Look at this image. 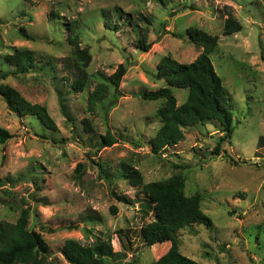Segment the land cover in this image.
Masks as SVG:
<instances>
[{
    "label": "rangeland",
    "instance_id": "obj_1",
    "mask_svg": "<svg viewBox=\"0 0 264 264\" xmlns=\"http://www.w3.org/2000/svg\"><path fill=\"white\" fill-rule=\"evenodd\" d=\"M163 3L0 0V85L46 106L56 124L51 130L34 117L19 118L0 94V128L12 135L0 144V222L15 223L30 208L29 228L50 245L49 264H69L60 252L67 240L88 245L110 240L118 256L110 264H154L169 251L171 242L145 245L140 230L155 221L154 211L144 207L142 189L123 179L126 167L139 170L147 185L181 174L185 194L201 197L213 225L180 231L184 256L200 264H264V2ZM228 12L243 27L230 36L223 24ZM71 24L81 48L92 56L82 92L71 89L78 76L68 42ZM190 27L219 37L211 60L229 92L234 123L220 156L213 155L224 134L218 121L185 129L184 141L159 154L150 143L162 126L157 111L165 100L149 102L142 96L168 86L156 77L163 58L189 64L201 54L187 34ZM21 28L35 40L22 38ZM144 35L152 43L148 52L138 48ZM18 48L36 53L31 72L17 74L7 63L6 56ZM121 64L127 73L116 88L110 77ZM5 73L10 75L2 79ZM101 83L109 93L92 113L88 97ZM171 89L177 104L185 103L189 89ZM85 120L94 134L85 131ZM108 131L116 144L100 149L99 136ZM113 192L133 204L119 202Z\"/></svg>",
    "mask_w": 264,
    "mask_h": 264
},
{
    "label": "trees",
    "instance_id": "obj_2",
    "mask_svg": "<svg viewBox=\"0 0 264 264\" xmlns=\"http://www.w3.org/2000/svg\"><path fill=\"white\" fill-rule=\"evenodd\" d=\"M162 4L163 0H160ZM264 2V0H263ZM149 23L150 20H148ZM224 24V35L230 36L242 31L240 22L228 12ZM68 42L73 49V63L77 70V78L73 81L71 89L82 92L86 87L87 68L92 56L88 49H82L80 38L75 25H68ZM190 40L201 48V54L189 64H182L170 56L163 58L158 66L157 79L164 80L167 87L149 91L142 98L150 101L164 99L165 103L159 107L157 116L161 119L162 126L156 136L151 139L152 151L159 154L168 148L178 145L185 140V129L192 128L199 123L218 121L223 127L224 134L213 150L214 156H220L222 145L229 141L234 133L232 110L229 107V92L224 87L221 77L217 74L211 55L217 49L219 37L206 31L190 27L187 29ZM20 35L25 40L34 41L25 28L20 29ZM152 43H147V36L138 39V48L144 52L150 51ZM264 61V56H262ZM7 63L16 68L17 74L31 72L35 67L36 53L29 49H15L12 54L6 56ZM127 73L124 64L119 65L110 77V83L118 88L122 78ZM10 74L5 73L2 79ZM172 87L189 89L187 100L182 105L177 104ZM109 93V86L99 84L88 97V110L95 112L96 105L103 101ZM0 94L8 105V108L19 118L30 116L38 119L45 127L56 130V124L49 114L46 106L34 104L22 96V94L9 85H0ZM68 121H72L70 114L63 111ZM85 131L94 134V128L89 120L84 121ZM12 135L0 128V144H5ZM116 144V139L111 132L99 136L98 147L106 148ZM228 160L230 157L228 156ZM231 162H233L231 160ZM237 163V162H233ZM79 164L77 169H81ZM123 179L133 187L142 189L147 198L144 207L154 211L155 221L146 223L141 230L142 239L147 247L157 246L165 242H171L169 251L154 264H200L184 256L180 250L179 233L185 228L194 226L211 227L212 219L203 212L201 197L196 194H185L186 178L177 174L167 180L144 184L139 170L126 167L122 171ZM2 185L0 181V193ZM113 196L119 202L133 204L126 195L113 192ZM111 213L117 214V208L111 207ZM31 210H22L21 216L15 223L0 222V264H49L50 245L41 233L30 229ZM61 254L69 264H110L111 260L118 258L110 240L100 239L93 244H82L77 240H67L61 247Z\"/></svg>",
    "mask_w": 264,
    "mask_h": 264
}]
</instances>
